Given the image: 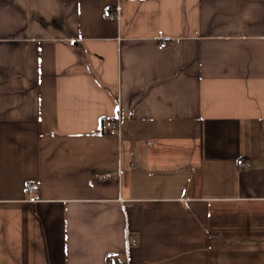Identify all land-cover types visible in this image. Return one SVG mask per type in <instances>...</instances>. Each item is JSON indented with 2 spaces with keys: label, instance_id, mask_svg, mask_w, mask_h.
<instances>
[{
  "label": "crops",
  "instance_id": "1",
  "mask_svg": "<svg viewBox=\"0 0 264 264\" xmlns=\"http://www.w3.org/2000/svg\"><path fill=\"white\" fill-rule=\"evenodd\" d=\"M0 264H264V0H0Z\"/></svg>",
  "mask_w": 264,
  "mask_h": 264
},
{
  "label": "built area",
  "instance_id": "2",
  "mask_svg": "<svg viewBox=\"0 0 264 264\" xmlns=\"http://www.w3.org/2000/svg\"><path fill=\"white\" fill-rule=\"evenodd\" d=\"M103 15L107 19H113L115 18V14L110 11L108 7L104 9ZM104 128L108 131V133L112 136H116L119 134V132L122 129V120L121 117H118L117 119H107L104 122ZM240 168H250L251 165L248 163H241L239 165ZM108 174H100L99 181H103L105 178H107ZM38 189V186L36 184L31 185L30 191H35Z\"/></svg>",
  "mask_w": 264,
  "mask_h": 264
},
{
  "label": "bare ground",
  "instance_id": "3",
  "mask_svg": "<svg viewBox=\"0 0 264 264\" xmlns=\"http://www.w3.org/2000/svg\"><path fill=\"white\" fill-rule=\"evenodd\" d=\"M101 174H102V173H101ZM99 176H100V173L95 174V175L93 176V179L90 181V183H93L94 180H95V181L99 180Z\"/></svg>",
  "mask_w": 264,
  "mask_h": 264
},
{
  "label": "rangeland",
  "instance_id": "4",
  "mask_svg": "<svg viewBox=\"0 0 264 264\" xmlns=\"http://www.w3.org/2000/svg\"><path fill=\"white\" fill-rule=\"evenodd\" d=\"M95 175V174H94Z\"/></svg>",
  "mask_w": 264,
  "mask_h": 264
}]
</instances>
